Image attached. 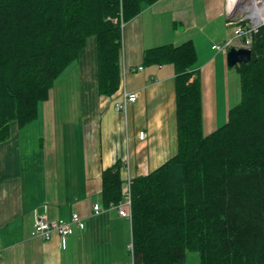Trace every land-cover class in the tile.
<instances>
[{
  "label": "trees",
  "instance_id": "trees-1",
  "mask_svg": "<svg viewBox=\"0 0 264 264\" xmlns=\"http://www.w3.org/2000/svg\"><path fill=\"white\" fill-rule=\"evenodd\" d=\"M160 0H0V144L51 99L55 80L93 39L97 93L121 87L124 27ZM122 25H124L122 27ZM252 59L234 68L240 103L227 122L204 130L203 84L191 40L146 49V67L175 71L177 151L131 179L134 264H264V26ZM125 163L102 173L105 208L123 200Z\"/></svg>",
  "mask_w": 264,
  "mask_h": 264
},
{
  "label": "crops",
  "instance_id": "crops-1",
  "mask_svg": "<svg viewBox=\"0 0 264 264\" xmlns=\"http://www.w3.org/2000/svg\"><path fill=\"white\" fill-rule=\"evenodd\" d=\"M225 6L226 0H160L125 24L126 89L138 96L126 113L115 110L118 93L107 98L96 92L97 74L91 69L97 62L96 49L82 52L83 119L91 131L84 129L79 154L61 152L55 130L50 140L44 139L45 145L42 140L39 161L45 168L37 181L22 161L27 150L23 129L12 124L10 139L0 144V264L130 263L131 219L121 217L115 208L100 215L92 211L95 204H102V173L118 159L127 161L131 176L137 177L156 170L177 151L175 71L172 66H144L143 54L157 46L193 42L203 84V128L207 134L215 131L218 113L232 109L227 55L212 48L234 35ZM141 131L147 133L145 141L138 137ZM39 211L50 221L70 220L78 213L85 229L75 228L65 242L58 235L49 241L34 238Z\"/></svg>",
  "mask_w": 264,
  "mask_h": 264
},
{
  "label": "rangeland",
  "instance_id": "rangeland-1",
  "mask_svg": "<svg viewBox=\"0 0 264 264\" xmlns=\"http://www.w3.org/2000/svg\"><path fill=\"white\" fill-rule=\"evenodd\" d=\"M233 31V30H232ZM234 36V35H233ZM93 39L89 42L87 50L95 48L93 45ZM227 55V54H226ZM94 59V57L92 58ZM96 59V56H95ZM97 62H93L91 69L96 71L97 74ZM229 87H230V108H234L240 103L241 93H240V76L237 74L236 68H229ZM81 75L79 61L75 62L55 81V86L53 88V93L51 99L40 105L39 117L31 125L23 129L21 134L25 138V157L22 160L27 172H31L35 181L41 178L44 173V161L43 163L39 161L44 149L41 150L40 145L42 142H46L44 139L50 140L55 134L60 143V151L65 152H76L81 153L83 151V139H84V129L86 131H91V127L84 122V111L82 102V89H81ZM223 84L222 80L218 81ZM221 108V106H220ZM219 125L216 128H220L227 122V114L220 111ZM224 114V115H223ZM222 115V116H221ZM97 119V120H96ZM95 121L99 123L100 117ZM53 130L55 133L53 134ZM126 132L124 136H126ZM112 136H115V132H112ZM43 140V141H42ZM42 141V142H41ZM45 145V144H44ZM33 158L34 160L28 161V159ZM125 163L124 172V185L132 179L134 176L130 174V168L127 161ZM132 183V181H131ZM122 188V190H123ZM132 195V191H131ZM123 196V193H122ZM199 255L196 252L187 253V264H200Z\"/></svg>",
  "mask_w": 264,
  "mask_h": 264
},
{
  "label": "built area",
  "instance_id": "built-area-1",
  "mask_svg": "<svg viewBox=\"0 0 264 264\" xmlns=\"http://www.w3.org/2000/svg\"><path fill=\"white\" fill-rule=\"evenodd\" d=\"M230 24L235 27L234 38L227 41L224 45H216L214 48L218 52L226 53L232 46H237L236 40H240V47L250 48L253 37L259 29L264 26V0H239L237 8L233 12L230 18ZM124 25H122L123 27ZM143 70V68H139ZM126 75L127 71L123 69V79L121 83V88L118 92L120 99L115 102V110L117 112H127L128 106L136 103L138 101V96L134 92H129L126 89ZM139 139L145 141L147 138V133L145 131L139 132ZM122 190L123 200L117 204H111L110 208H116L119 215L122 217L132 218V195H131V179L125 183ZM106 209L99 203L93 206V211L95 215H100ZM36 220L34 224V229L32 236L34 238H39L44 241H49L54 235H58L62 242H65L66 238H69L74 234L75 228L80 230L85 229V222L83 217L78 213L72 214L70 220H48L46 213L39 211L36 213ZM134 245L131 242L128 245V251L131 254V262L129 264H134Z\"/></svg>",
  "mask_w": 264,
  "mask_h": 264
},
{
  "label": "water",
  "instance_id": "water-1",
  "mask_svg": "<svg viewBox=\"0 0 264 264\" xmlns=\"http://www.w3.org/2000/svg\"><path fill=\"white\" fill-rule=\"evenodd\" d=\"M239 0H226V16L231 18L233 12L237 8ZM252 59V50L249 48H232L227 54V63L229 68H234L238 64L250 62Z\"/></svg>",
  "mask_w": 264,
  "mask_h": 264
}]
</instances>
